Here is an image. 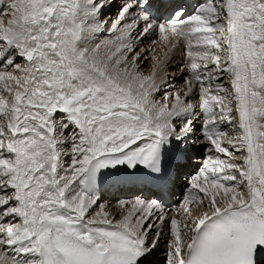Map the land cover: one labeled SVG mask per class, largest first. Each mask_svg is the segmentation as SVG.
Wrapping results in <instances>:
<instances>
[{
    "label": "snow or ice",
    "instance_id": "6c2138e0",
    "mask_svg": "<svg viewBox=\"0 0 264 264\" xmlns=\"http://www.w3.org/2000/svg\"><path fill=\"white\" fill-rule=\"evenodd\" d=\"M114 3L0 0V264H155L162 244L165 264H264V0H123L91 44ZM178 47L184 87L157 101ZM198 145L215 155L172 214ZM105 184L151 197L113 216Z\"/></svg>",
    "mask_w": 264,
    "mask_h": 264
},
{
    "label": "bare ground",
    "instance_id": "6f19581e",
    "mask_svg": "<svg viewBox=\"0 0 264 264\" xmlns=\"http://www.w3.org/2000/svg\"><path fill=\"white\" fill-rule=\"evenodd\" d=\"M116 1L110 7L108 11L102 10V12L100 13L98 17L100 21V30L98 32L93 33L92 39L90 41L91 44L100 43L102 41H106L109 39H112V40L115 39V36L117 35V33H109L106 31V29L110 27L112 20L115 18L116 13L119 10L118 3H120V0L117 2ZM114 7L116 9L115 11H114ZM135 35H136L135 32H133V38H135ZM154 40L156 41L155 44L153 43ZM161 44L162 42L160 41L158 34H153L142 40H136L134 46H138V48L148 49L149 51L145 53V56L151 57V55H153V52L151 51V49H156L160 47ZM180 51H181V48L178 47L177 49H175L174 51L170 53L171 59H170V63L167 66V70L165 73H160V76L167 79L169 84L172 85V87H165L163 83L161 82V91L159 93L154 94V99L157 101L161 100L164 91H173L174 89H180L184 87V84H185L184 78L187 75L186 73L180 72L178 70L181 66V61L179 60V56H178L180 54ZM152 67H153V61L151 59H145V61L141 63V70L144 74H149L152 70ZM158 82H160L159 77H158ZM228 131H230V129H228ZM212 155H215V153H212ZM186 161L187 162L185 163V166L180 170L179 173H182V171H185L184 168L189 165L188 166L189 172L191 173V175H193L195 171L191 164L195 160L190 155V159ZM181 185H182V179L178 176L175 180V186L179 188ZM123 200H132V199L129 198V199H123ZM102 204L107 206L106 210L109 211L113 216H116L118 212L120 213V215L123 214L121 210L119 209V204H115L113 202H110V203L103 202ZM109 218H111V216ZM117 218H119V216ZM165 252H166V248L162 244L160 249L157 250V254L155 257V261H156L155 264H162L161 260L163 258L165 259Z\"/></svg>",
    "mask_w": 264,
    "mask_h": 264
},
{
    "label": "rangeland",
    "instance_id": "374dc122",
    "mask_svg": "<svg viewBox=\"0 0 264 264\" xmlns=\"http://www.w3.org/2000/svg\"><path fill=\"white\" fill-rule=\"evenodd\" d=\"M115 1H116V0H115ZM117 1H119V0H117ZM117 1H116V2H117ZM118 6H119V3H118ZM115 10H116V9H115V7H114V11H115ZM161 263H162V264H165V259H164V258L161 260Z\"/></svg>",
    "mask_w": 264,
    "mask_h": 264
}]
</instances>
